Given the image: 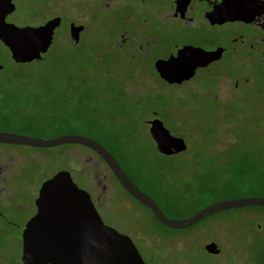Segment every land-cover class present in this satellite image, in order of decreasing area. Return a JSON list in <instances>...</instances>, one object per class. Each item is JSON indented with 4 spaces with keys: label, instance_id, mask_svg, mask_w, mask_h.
Wrapping results in <instances>:
<instances>
[{
    "label": "rangeland",
    "instance_id": "obj_1",
    "mask_svg": "<svg viewBox=\"0 0 264 264\" xmlns=\"http://www.w3.org/2000/svg\"><path fill=\"white\" fill-rule=\"evenodd\" d=\"M41 1L17 0L7 19L15 25H35L50 13V9L38 8ZM110 25L112 28L108 21H99L96 29L84 31L82 43L74 46L57 33L60 29L56 30L38 63L13 62L0 42V64L4 67L0 70V120H28L32 124L29 131L39 137L80 133L99 139L106 146L110 136L117 137L120 150L114 154L169 217L187 216L222 198L264 195L263 85L244 84L229 97L224 76L220 81L218 77L203 81L201 92L164 85L154 73L151 60L116 52L103 41L110 37ZM218 67L213 65L212 70ZM31 72L42 78L36 80L40 82H25ZM231 96L234 98L229 99ZM151 97L165 103L168 99L174 101L159 115L169 132L183 136L186 142L185 150L172 158L160 156L148 134L145 119L149 117L144 106ZM2 146L16 148L23 156V177L18 176L32 182L23 181L29 186L18 197L23 205L30 202L33 188L48 174L73 167L69 174L83 188L87 189L79 176L92 177L99 186L106 184L107 190L100 194L98 202L110 213L98 209V214L105 224L115 223L118 232H128L136 248L143 236L163 238L168 245L180 238V242H190L198 256L209 258L201 253L200 245L212 237L220 245L222 254L217 258H222L224 264H249V254L255 261L264 257V209L258 206L224 209L185 228H169L136 202L101 162H93L94 154L84 146ZM32 153L48 158L34 159ZM148 178L166 195L149 189ZM128 230L136 234L131 235ZM20 236L18 230L2 224L0 264H22Z\"/></svg>",
    "mask_w": 264,
    "mask_h": 264
},
{
    "label": "flooded vegetation",
    "instance_id": "obj_2",
    "mask_svg": "<svg viewBox=\"0 0 264 264\" xmlns=\"http://www.w3.org/2000/svg\"><path fill=\"white\" fill-rule=\"evenodd\" d=\"M16 1L10 0L13 9L4 16L7 22H12L7 19V16L14 11ZM38 8L50 9V13L35 25L58 16L59 24L54 28L53 35L60 29L57 33H60L63 40H66L70 46L82 43V33L88 28H94L99 21L102 23L108 21L113 27L111 28L110 25V37L103 41L108 42V45L112 46L116 52L151 60L159 81L172 88L181 90V87H184L190 91L201 92L203 81L208 82L212 77L215 80L219 78L218 81H220L222 76L226 79L227 96L229 93L234 95L231 92L239 90L244 84L260 83L264 88V0H42ZM71 23L80 25L76 41L71 39L69 34ZM99 33L103 34V31ZM170 55H173L175 64H172L171 68L186 71L185 73L191 70L189 77L185 79L176 77L173 81H168L159 75L158 69L163 68V64ZM211 56L214 58L209 60ZM155 61H157V67L154 65ZM213 65L214 67L220 65V67L212 70ZM153 98L146 100L144 106V111L149 117L145 119L146 122L154 116L160 118L159 115L165 113L160 107H153L146 111V105H151ZM233 98L231 96L229 99ZM31 125L25 119L9 118L0 120V131L37 136L29 131ZM2 144L30 145L0 142V230L2 224L6 223L7 227L18 230L21 235L24 224L36 211L35 199L41 183L54 172L48 174L36 188H33L30 202L23 205L18 197L27 191L29 186L26 183L32 182H28V177L22 178L24 169V166L21 167L22 154L16 148L5 149ZM86 149L94 154L93 162H101L115 179L100 156L88 147ZM31 155L32 158L41 161L48 158L42 157L39 153ZM60 155L63 153L60 152ZM25 164L29 166L28 161ZM72 170L73 167H69V173H73ZM79 179L83 180L87 189L75 180L72 179V181L89 194L97 213L98 209L104 213H110L106 206L101 207L98 202L100 194L107 190L106 184L102 183L99 186V182H94L92 177L87 176H79ZM132 181L147 193L167 216L157 199L134 180ZM145 208L151 213L147 207ZM151 215L154 217L152 213ZM107 224L117 226L112 221L111 224ZM125 234L129 237L128 232ZM129 234L136 233L130 231ZM179 239L171 241L168 245L169 242L163 238L150 237L149 239L143 236L136 249L145 264H224L222 258H217L222 254L220 245L212 237L200 245L201 253L210 256L209 258L202 257L200 254L198 256L195 249L190 246V242L183 243L184 239L182 242ZM210 241L215 242L216 251L205 248V244ZM249 255L246 256L248 257L246 262L249 264H261L264 261V257L257 258L255 261L254 257Z\"/></svg>",
    "mask_w": 264,
    "mask_h": 264
},
{
    "label": "water",
    "instance_id": "obj_3",
    "mask_svg": "<svg viewBox=\"0 0 264 264\" xmlns=\"http://www.w3.org/2000/svg\"><path fill=\"white\" fill-rule=\"evenodd\" d=\"M12 9L10 0H0V42L15 63L40 59L50 45L59 17L54 16L37 25H15L4 20L5 14ZM79 29L80 25L71 23L69 26L74 41ZM172 58L170 55L163 68L158 69L159 75L168 81L189 77L191 70L185 73L171 68L172 64L175 65ZM147 123L148 134L158 153L171 155L185 150L183 136L170 133L160 118L154 116ZM0 142L36 147L77 143L88 147L100 156L121 187L147 207L159 223L169 228H185L224 209L251 205L264 208L263 195H248L214 200L187 216L169 217L131 180L115 157L92 137L80 133L39 137L0 131ZM35 204L36 211L26 221L21 233L19 260L22 264H145L126 234L102 222L89 194L76 186L66 169L55 171L41 183ZM215 246L212 241L205 244L209 251H216Z\"/></svg>",
    "mask_w": 264,
    "mask_h": 264
},
{
    "label": "trees",
    "instance_id": "obj_4",
    "mask_svg": "<svg viewBox=\"0 0 264 264\" xmlns=\"http://www.w3.org/2000/svg\"><path fill=\"white\" fill-rule=\"evenodd\" d=\"M40 61V59L38 60H32L31 62H36L38 63ZM4 69V67L2 66L0 68V70ZM37 74L31 72L28 76H25V82L29 83V82H33V83H38L40 81H36V80H41L40 77H35ZM173 99H168L167 102L165 103L163 100H160L159 98H153L152 99V104L151 105H146V111L148 112L150 108H157V107H160L162 110H164V112H166L165 108L167 106V108L170 106V105H173L174 104V101H172ZM168 103V104H167ZM93 138V137H92ZM96 139V138H94ZM97 141H99L104 147L107 148V150L113 154V156L118 160V163L120 164V166L123 168V170L126 172V174L132 179V177L129 175V173L125 170V168L122 166L121 162H120V159L117 157L116 154H114V151H116V153L118 154L119 150H120V143L117 141V137L115 136H110V139H108V146H106L104 143H102L99 139H96ZM160 156L162 157H165V158H172V156H174L173 154L171 155H165V154H161L159 153ZM145 178H147L146 175H144ZM149 179V178H148ZM133 180V179H132ZM149 181L151 182H148V188L151 189L152 191H154L156 194L160 195V196H164L166 195V191L165 190H161L157 187L154 186V184L152 183V180L149 179ZM263 195V194H262ZM264 196V195H263ZM161 224V223H160Z\"/></svg>",
    "mask_w": 264,
    "mask_h": 264
}]
</instances>
